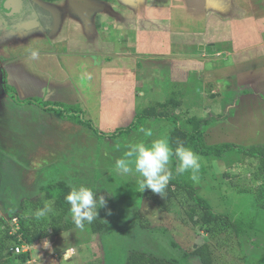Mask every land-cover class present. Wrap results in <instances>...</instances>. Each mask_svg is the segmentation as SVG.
Here are the masks:
<instances>
[{
  "label": "rangeland",
  "instance_id": "rangeland-1",
  "mask_svg": "<svg viewBox=\"0 0 264 264\" xmlns=\"http://www.w3.org/2000/svg\"><path fill=\"white\" fill-rule=\"evenodd\" d=\"M192 3L199 5L200 15L207 9L220 14L219 8L223 6V14L228 17L225 20L230 21L234 16V23H248L251 29H255L257 41L264 43V0H192ZM4 4L5 0H0V61L5 60L6 55L15 54L10 43L18 41L8 39L10 32H16L15 21L6 18ZM214 25L211 27L207 23L212 32L220 27V23ZM238 28L241 29L240 36L247 31L245 25ZM106 40L120 45V38L114 34L107 36ZM253 40L250 36L249 42ZM254 49L251 54L255 52V58L264 56V45ZM3 68L0 64V70ZM114 93L116 100H112L109 114L99 110L94 112V127L105 135L78 125L77 128L66 127L65 131L70 132L67 136L57 125L56 114L45 116L40 108H23L15 104L2 89L0 71V245L7 248L0 256L1 262L18 264L14 260L16 255L9 250V247L14 248V242L2 238L6 230L15 234L18 220L26 227L48 225L56 213L53 205L56 185L63 183L70 189L82 185L91 188L97 192L95 199L104 197L106 205L98 209L96 219L110 222L106 231L114 235L104 239L107 235L104 232L92 234V222H85L83 230L69 227L70 214L59 225L65 230L58 235L51 234L50 230L45 234L52 252L46 248L45 240L34 243L25 251L32 264H124L130 253H143L173 264H201L192 251L203 244L208 246L212 264H264V174L256 169L257 159L229 151L221 160H216L214 156L197 154L192 142L189 148L200 157L197 181L190 178L191 170L177 173L179 160L173 155L168 165L172 179L163 197L150 189L142 191L139 185L142 177L134 171V163L133 172L124 175L116 169V161L128 159L134 162L135 156H127L132 145H150L157 139L167 138L174 124L164 119L149 120L143 126L135 124L134 130L126 135L109 136L118 128H124L132 118L130 109L123 113L117 109L120 106L126 108V101L130 100L113 90ZM240 109L235 120H239L238 123L264 117V109H250L248 103H241ZM29 111L38 117L30 119ZM189 113L203 116L197 112ZM167 114L172 115V112L167 110ZM71 116L79 121L89 119L78 109ZM177 118L180 127L186 128L185 118ZM148 130L151 136L146 135ZM241 137L248 136L237 133L224 137V142L207 141V144L218 142L249 147L258 144L260 136L252 135L249 140L236 139ZM46 203L53 211L37 219L34 213ZM201 205L207 206L211 213L237 221L240 225L238 232L217 236L209 233L205 226L196 222ZM72 247L77 249V254L65 260L64 252Z\"/></svg>",
  "mask_w": 264,
  "mask_h": 264
},
{
  "label": "crops",
  "instance_id": "crops-1",
  "mask_svg": "<svg viewBox=\"0 0 264 264\" xmlns=\"http://www.w3.org/2000/svg\"><path fill=\"white\" fill-rule=\"evenodd\" d=\"M198 9L192 0H19L18 11L5 13L15 21L16 32H10L8 39L18 40L10 43L15 54L0 61L7 85L19 100L82 110L94 126V112H111L113 90L130 100L126 108H117L132 114L123 127L143 109L169 102L177 116L207 121L202 134L207 146L226 144L207 141L224 142L226 136L245 133L247 138L236 139L258 134L254 145L264 148V117L235 121L241 103L264 109V56L251 54L264 43L257 41L248 23H234V16L227 21L223 6L220 14L207 9L200 15ZM207 23L220 27L212 32ZM239 25L246 26L243 37ZM112 34L120 38L119 46L106 40ZM26 106L35 105H21ZM41 110L45 116L51 113ZM27 115L38 117L32 111ZM58 119L63 135L69 136L66 127L79 125ZM180 125L178 119L174 126Z\"/></svg>",
  "mask_w": 264,
  "mask_h": 264
},
{
  "label": "trees",
  "instance_id": "trees-1",
  "mask_svg": "<svg viewBox=\"0 0 264 264\" xmlns=\"http://www.w3.org/2000/svg\"><path fill=\"white\" fill-rule=\"evenodd\" d=\"M51 1V0H47ZM106 2H114V0H101ZM1 71V83L3 91L13 100V102L17 105H35L40 107L44 111L51 112L56 114L59 118L65 119L71 122H74L79 125H83L86 128H90L89 130L92 132L97 133L98 135H105L98 131L92 122L89 120H85L84 118L82 121L77 120L78 118H74L71 115H74V111H77L76 108L72 106H67L59 103H49V102H42L36 99H25L19 100L15 90L7 85L6 81V73L3 69ZM169 102H165L161 105L151 106L148 108L143 109L141 112L135 115L132 122L124 128H118L114 133L110 134L109 136H120L126 135L134 130V125L138 124L139 126H143L146 120H168L172 121L174 125L178 122L177 115L173 113L172 115L167 114V110L169 108ZM207 121L200 120L196 118H189L186 120V127L187 130L183 128H179L174 126V128L169 132L167 140L169 142L170 147L175 150L178 145V142L182 143L185 147L189 148L191 143L193 142V149L199 155L203 156H214L216 160H221L225 154L232 152H238L242 154L245 158H253L257 159L258 165L256 167L257 171H261L264 174V148L260 145H252L249 147H240L233 144H222L216 146H207L202 141V134L203 130ZM57 186V193L53 197V205L55 208L56 213L52 216L48 225L44 224H37L33 227H26L24 226L23 221H19L17 223L18 229L15 234H11L8 230H6L5 234L3 235V239L14 242V247L18 246H31L35 242L41 241L45 239V234L48 230L53 235L60 234L63 230L59 227L64 219H68V216L71 214L70 208L71 205L66 201L65 197L69 194L70 188L63 183H59ZM31 202H29L30 204ZM99 214L97 215V217ZM194 216H196L194 214ZM70 220V221H69ZM68 226L77 228L74 224L72 219H68ZM196 222L201 226H205L206 230L213 234L214 236L223 234L225 232H238L239 223L237 221L231 220L226 215L221 214H214L211 213L207 206L201 205L198 209V218ZM110 223V222H109ZM109 223H103L102 221L95 219L90 224V230L92 234L103 233L107 234L104 236V239H107L109 236H113L114 233H110L106 231V226ZM111 225V224H110ZM114 239V237H113ZM7 248L3 245H0V256L4 252H6ZM12 249L9 247V250ZM192 253L197 256L201 262V264H212L210 254L208 252V246L203 244L192 251ZM1 259V257H0ZM18 264H25L30 260V256L28 252H23L21 254L16 255L14 258ZM13 260V261H14ZM8 260L7 262H10ZM0 264H6L4 261ZM124 264H173L170 261L165 259L155 258V257H148L143 253H130L125 257Z\"/></svg>",
  "mask_w": 264,
  "mask_h": 264
},
{
  "label": "clouds",
  "instance_id": "clouds-1",
  "mask_svg": "<svg viewBox=\"0 0 264 264\" xmlns=\"http://www.w3.org/2000/svg\"><path fill=\"white\" fill-rule=\"evenodd\" d=\"M31 55L36 58L38 53L33 51ZM146 135L151 136V131H146ZM173 155L179 160L177 173L183 174L191 170L192 175L190 178L193 181H197L200 157L180 142H178L177 147L173 151L167 138L157 139L150 145H145L144 143L132 145L131 151L127 153V156H135L134 162L128 159H119L116 161L115 167L121 174L127 175L133 172L132 164L134 163V171L142 177L139 181L142 191L150 189L153 193L160 194L163 197L164 191L172 179L168 165ZM96 194L97 192L91 188L82 185L78 188L72 187L69 194L65 197L66 201L71 205L72 220L76 227L81 230L84 229L85 222H93L97 218L98 209L106 205V200L103 196L98 199L94 198ZM52 211V206L46 203L42 209H37L34 215L39 219ZM44 244L51 251L49 241L45 240ZM76 254V248H68L64 252L63 258L68 260Z\"/></svg>",
  "mask_w": 264,
  "mask_h": 264
},
{
  "label": "water",
  "instance_id": "water-1",
  "mask_svg": "<svg viewBox=\"0 0 264 264\" xmlns=\"http://www.w3.org/2000/svg\"><path fill=\"white\" fill-rule=\"evenodd\" d=\"M7 8L5 10L6 14L13 13L15 11H18V3L19 0H6Z\"/></svg>",
  "mask_w": 264,
  "mask_h": 264
},
{
  "label": "built area",
  "instance_id": "built-area-1",
  "mask_svg": "<svg viewBox=\"0 0 264 264\" xmlns=\"http://www.w3.org/2000/svg\"><path fill=\"white\" fill-rule=\"evenodd\" d=\"M15 224V223H14ZM15 229L17 230L18 229V226H17V223L15 224ZM27 247V246H15L14 248L10 249L11 252L15 255H18V254H21L23 252H25L24 248ZM28 250V247L26 248Z\"/></svg>",
  "mask_w": 264,
  "mask_h": 264
}]
</instances>
